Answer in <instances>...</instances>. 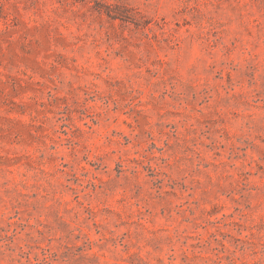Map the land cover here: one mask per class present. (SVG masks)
<instances>
[{"label":"rangeland","instance_id":"obj_1","mask_svg":"<svg viewBox=\"0 0 264 264\" xmlns=\"http://www.w3.org/2000/svg\"><path fill=\"white\" fill-rule=\"evenodd\" d=\"M0 264H264V0H0Z\"/></svg>","mask_w":264,"mask_h":264}]
</instances>
